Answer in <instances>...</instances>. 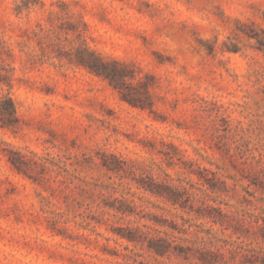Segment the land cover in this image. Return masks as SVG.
Instances as JSON below:
<instances>
[{
    "label": "rangeland",
    "instance_id": "374dc122",
    "mask_svg": "<svg viewBox=\"0 0 264 264\" xmlns=\"http://www.w3.org/2000/svg\"><path fill=\"white\" fill-rule=\"evenodd\" d=\"M2 42L21 122L15 132L0 128V142L32 162L28 176L0 154V264H115L122 258L110 250L133 245L112 229L154 225V215L193 218L131 179L119 186L101 168L103 154L135 165V177L163 178L162 167L196 183L189 171L200 167L229 188L239 180L235 198L209 193L218 202H208L251 213L250 228L258 229L264 194L256 184L249 188L256 197L244 187L264 184V0H0ZM84 44L117 62L127 75L123 91L148 106H132L107 79L78 66ZM163 142L183 162L177 156L168 166ZM96 184H113L117 192L106 196L134 201L139 214L98 224ZM240 241L264 249L260 239Z\"/></svg>",
    "mask_w": 264,
    "mask_h": 264
},
{
    "label": "trees",
    "instance_id": "16d2710c",
    "mask_svg": "<svg viewBox=\"0 0 264 264\" xmlns=\"http://www.w3.org/2000/svg\"><path fill=\"white\" fill-rule=\"evenodd\" d=\"M0 45L2 49L0 57V128L15 132L20 127L21 119L11 95L14 68L5 64V59L2 57L3 54L10 52L9 47L5 42ZM74 62L95 75L107 79L121 92L122 98L132 106L142 108L148 106L123 91L124 78L127 75L117 62L108 61L86 44L80 47ZM4 88H7V92H4ZM163 144L170 150L160 151L168 166L172 167L176 164L174 160L177 156H180L179 161L182 160L181 151L174 144L165 142ZM0 154H4L19 173L30 176L32 160L27 155L5 142H0ZM184 164L185 166L189 165V168L197 165L195 162L186 161ZM100 166L107 173L119 178V186L130 185L131 183L128 182L124 184V180L131 179L138 190L163 200L177 211L193 215V218H186L183 214H175L182 220V223H178L176 220L168 221L154 215L153 218H150L154 225L143 224L136 227L112 229L120 238L126 239L133 245V247L125 245V253H120L116 249L110 250L112 256L122 258V261H116L115 264H154V261L159 263L160 259L177 260L184 264H264L263 248H250L240 241L242 238H254L255 240L260 239L264 243V216L260 215L256 218L255 224L258 229L252 230L250 228L252 222L248 220L254 216L251 213L239 209L226 211L222 207L223 201H220L218 205L208 202L209 200L218 202L209 193L220 195L232 192V197L235 198L240 185L239 180L235 179L233 187L229 188L226 181L217 176V172L198 167L197 170L190 169L189 171L199 178L198 182L193 183L187 179L172 178L159 165V169L164 173L163 178H156L146 171L143 173L145 175L135 177V165L129 164L116 155L109 154L102 155ZM83 182L85 187H82V190L91 193L93 190L86 189V186L89 187L88 182ZM252 184H256L257 191L260 190L264 194V184L252 182L244 187L248 195L256 197V191L252 192L249 189ZM95 186L98 196L102 198L101 202L96 205L98 217H93L98 224H102L104 216L107 215L109 217H118L119 215L125 217L139 214L134 201L124 197H115L110 200L106 196L104 190L117 192V187L113 184H96ZM260 201L264 204V197H261ZM225 205L232 207L229 203H225ZM141 218H146V216ZM200 220L211 226L206 228L203 222L200 224L194 222ZM215 226H218L219 231L223 234L226 231H231L228 238L219 236V232H214ZM234 236H237L236 240L233 239Z\"/></svg>",
    "mask_w": 264,
    "mask_h": 264
}]
</instances>
